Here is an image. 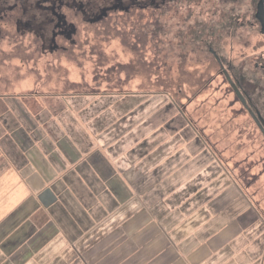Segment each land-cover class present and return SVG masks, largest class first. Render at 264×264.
Masks as SVG:
<instances>
[{
  "label": "rangeland",
  "instance_id": "374dc122",
  "mask_svg": "<svg viewBox=\"0 0 264 264\" xmlns=\"http://www.w3.org/2000/svg\"><path fill=\"white\" fill-rule=\"evenodd\" d=\"M176 4L164 9L169 14L158 16L164 30L149 24L143 36L139 29L144 20H137L122 5L106 4L96 12L83 0L65 1L45 7L54 11L46 17H0V176L23 164L12 156L21 153L24 141L31 144L30 129H46V121L54 116H60L58 123L64 129H84L87 119L103 127L107 116L111 129H187L189 140L184 142L195 147L187 151L222 164L220 173L232 181L229 189L240 192L241 213L249 201L246 223L255 221L257 230L249 231V241L241 235V251L245 253L250 242L256 256L250 264H259L264 257V236L259 232L264 229V137L258 129H242L252 122L236 113V97L209 50L213 47L233 66L247 61L248 71L262 62L264 37L249 30L255 21L249 14L256 12V3ZM175 6L179 13H174ZM232 14L247 26L230 35H225L230 29H224L220 37L207 32L220 29ZM202 21L208 24L201 38L195 43L190 42L192 37L182 39L188 25L197 27ZM206 41L211 44L206 46ZM26 111L36 118V126L23 120ZM198 143L206 145L199 149ZM181 147L179 143L176 152ZM174 150L172 146L167 152L171 155ZM18 185L0 182L6 191L22 186Z\"/></svg>",
  "mask_w": 264,
  "mask_h": 264
},
{
  "label": "crops",
  "instance_id": "0c3cea01",
  "mask_svg": "<svg viewBox=\"0 0 264 264\" xmlns=\"http://www.w3.org/2000/svg\"><path fill=\"white\" fill-rule=\"evenodd\" d=\"M59 117L46 129H24L31 144L12 156L23 164L0 176L22 184L0 187L1 261L250 264L256 257L250 242L241 251V235L249 241L257 230L246 223L249 201L241 213L240 192L229 189L222 164L189 153L187 129H111L108 116L103 127L87 119L84 129H64Z\"/></svg>",
  "mask_w": 264,
  "mask_h": 264
},
{
  "label": "flooded vegetation",
  "instance_id": "af4514ba",
  "mask_svg": "<svg viewBox=\"0 0 264 264\" xmlns=\"http://www.w3.org/2000/svg\"><path fill=\"white\" fill-rule=\"evenodd\" d=\"M231 1H237L239 4L242 0ZM261 1L263 0H250V2L256 3V12L254 11L253 14L250 12L249 14V16L255 20L250 23L253 30H249L258 32L261 34V37H264V15L261 13L260 8V5L264 8V4H261ZM229 19V22L223 24L217 31L210 29V32L209 28H207V32L210 34L214 33L216 37H220L223 36L224 29H230L229 32L225 31V35H230L232 32L240 30V27L247 26V24L240 19H236L235 21L233 14ZM256 28L259 30H256ZM209 44H211V42L206 41V46ZM256 48L255 46L253 50ZM209 50L214 55L221 70V74L224 76L229 84L230 90L236 97V102L238 104L236 113L242 116L246 115L249 121L252 122V125L243 127L242 129H258L264 137V53L261 55L263 61H257L255 67L248 71V66L245 67L248 64L247 61L240 63V65L237 64L233 66L232 62L227 60L228 58L220 57L213 47H210ZM255 71H259L258 74ZM246 172L244 176L248 174Z\"/></svg>",
  "mask_w": 264,
  "mask_h": 264
},
{
  "label": "trees",
  "instance_id": "16d2710c",
  "mask_svg": "<svg viewBox=\"0 0 264 264\" xmlns=\"http://www.w3.org/2000/svg\"><path fill=\"white\" fill-rule=\"evenodd\" d=\"M65 1H79V0H0V17H5L7 15L14 14L18 17L19 14L23 15H41L44 14L46 17V14L54 13L52 9L46 10L45 7H48L50 5L57 6ZM85 2L91 3L93 5V8L96 12H98L100 9L105 8L104 6L106 4H110V6L118 7L120 5L124 6V8L131 12L136 16V19L140 22L144 20V23L142 24L141 28L139 29V33L142 34V36L147 31L149 24L153 25L156 30L157 28H161V30L165 29L164 24L161 22L159 24V17L162 15H166L169 13H164V9H167L169 6H172L173 4H176V6L180 5L183 7L186 3H192L194 0H170V5L168 3L162 4L165 0H83ZM175 6V12L179 13V10L176 12L177 7ZM188 7V6H186ZM160 8V9H159ZM162 8V9H161ZM192 11L191 9H188L189 16ZM156 19L154 20V18ZM205 21L198 22L196 25L197 27L193 25H188V28H185L183 30L182 39L186 38L187 40H190L191 43H195L194 41L197 40V38H201V33H204V30L206 28L205 25H207ZM159 40V38H158ZM192 46V45H190Z\"/></svg>",
  "mask_w": 264,
  "mask_h": 264
},
{
  "label": "water",
  "instance_id": "95a60500",
  "mask_svg": "<svg viewBox=\"0 0 264 264\" xmlns=\"http://www.w3.org/2000/svg\"><path fill=\"white\" fill-rule=\"evenodd\" d=\"M262 3L261 4H264V0L263 1H261ZM260 8H261V13L264 15V8H263V6L262 5H260Z\"/></svg>",
  "mask_w": 264,
  "mask_h": 264
}]
</instances>
